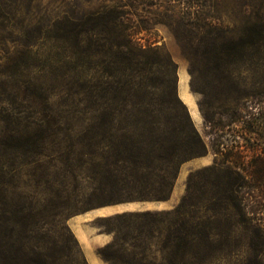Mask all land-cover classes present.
<instances>
[{"label": "rangeland", "instance_id": "rangeland-1", "mask_svg": "<svg viewBox=\"0 0 264 264\" xmlns=\"http://www.w3.org/2000/svg\"><path fill=\"white\" fill-rule=\"evenodd\" d=\"M3 10L0 142L28 137L31 147L23 153L0 146L6 205L28 214L26 220L10 215L9 224L20 223L4 239L14 245L12 257H0V264H91L77 220L102 207L111 189L103 188L109 177L102 155L149 141L142 112H157L158 134L176 135L193 124L207 144L205 155L182 164L165 200L170 206L161 209L168 210L186 193L190 172L215 161L205 113L213 116L264 90V0H5ZM116 11L122 24L105 27L101 13ZM90 14L100 33L88 38L105 44H95L99 52L82 40L86 35L77 42L69 34L73 21ZM117 39L131 52L118 51ZM57 119L44 142L32 143L42 121ZM205 157L211 162L200 164ZM105 217L83 224L106 238L93 248L102 264H158L173 252L158 238L134 237L143 220ZM239 248L213 263L264 264V246L256 249L249 232Z\"/></svg>", "mask_w": 264, "mask_h": 264}, {"label": "trees", "instance_id": "trees-1", "mask_svg": "<svg viewBox=\"0 0 264 264\" xmlns=\"http://www.w3.org/2000/svg\"><path fill=\"white\" fill-rule=\"evenodd\" d=\"M4 5L5 0H0V19L8 18L7 10H3ZM101 14L105 27L110 23L118 26L123 22L122 15L117 11ZM95 17L96 14H90L86 19L80 17L79 21H73L69 34L77 42L80 41L79 34L86 35L87 40H82L89 41V48L95 46L96 52H99L95 44H105L88 38L100 33L96 32L98 18ZM115 45L118 51L131 52L126 40L117 39ZM109 113L116 115L117 112ZM127 115L140 116L132 111ZM140 118L150 125V139L145 146L142 143L125 148L117 145L113 146L110 154L102 155L109 177L107 182H103V188L111 187L100 200L104 205L170 199L182 164L208 152L206 142L193 124L189 129L182 128L176 135L165 136L158 134L159 116L155 110L143 111ZM205 120L210 125L215 161L190 172L186 193L174 208L125 211L105 217L106 220L126 216L143 220L137 227L139 233L134 237L158 238L163 249L173 250L158 264H214L217 256H228L232 250L240 249L245 232L251 234L256 249L264 246V90L250 100L216 111L213 116L205 113ZM57 122L59 119L52 123L42 121L41 132L32 143L44 142L49 137L45 130ZM30 139L23 138L15 143L14 140L1 141L0 146L1 149L17 147L25 153L31 147ZM5 174V169L0 165V178ZM6 198V192L1 187L0 257L8 260V257H12L8 251L14 245L6 243L4 239L17 230L14 223H20L17 218L9 224L12 219L10 215L16 217L21 214L22 220H26L28 214L24 208L6 205ZM247 208L251 210L250 216H247ZM6 230L10 234L5 233ZM145 259V256H141L140 262ZM155 262L152 260L148 264H157Z\"/></svg>", "mask_w": 264, "mask_h": 264}, {"label": "crops", "instance_id": "crops-1", "mask_svg": "<svg viewBox=\"0 0 264 264\" xmlns=\"http://www.w3.org/2000/svg\"><path fill=\"white\" fill-rule=\"evenodd\" d=\"M210 162L211 158L205 157L200 164L205 165ZM169 206L170 205L167 201H130L125 203L102 206L93 210L87 216L79 218L77 220L78 226L76 234L79 238V241L83 245L85 251H87L88 258L91 264H102L101 259L93 248L95 247L96 243L100 241V239H103V241H105L104 239L106 238H102L101 235L92 236L91 232L83 226L85 220L91 219L93 217L109 216L122 211L161 210L166 209Z\"/></svg>", "mask_w": 264, "mask_h": 264}]
</instances>
